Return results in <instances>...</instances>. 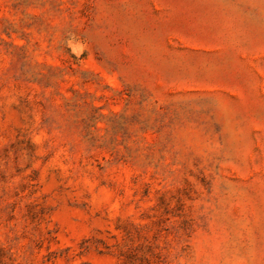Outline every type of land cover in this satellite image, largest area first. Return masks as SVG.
I'll list each match as a JSON object with an SVG mask.
<instances>
[{
	"label": "rangeland",
	"instance_id": "obj_1",
	"mask_svg": "<svg viewBox=\"0 0 264 264\" xmlns=\"http://www.w3.org/2000/svg\"><path fill=\"white\" fill-rule=\"evenodd\" d=\"M0 264H264V0H0Z\"/></svg>",
	"mask_w": 264,
	"mask_h": 264
}]
</instances>
